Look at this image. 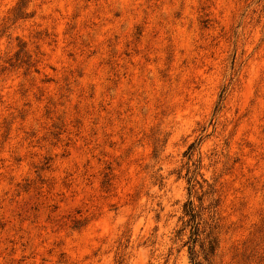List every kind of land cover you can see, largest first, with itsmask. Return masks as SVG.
I'll list each match as a JSON object with an SVG mask.
<instances>
[{
  "label": "rangeland",
  "instance_id": "rangeland-1",
  "mask_svg": "<svg viewBox=\"0 0 264 264\" xmlns=\"http://www.w3.org/2000/svg\"><path fill=\"white\" fill-rule=\"evenodd\" d=\"M195 261L264 264V0H0V264Z\"/></svg>",
  "mask_w": 264,
  "mask_h": 264
},
{
  "label": "trees",
  "instance_id": "trees-1",
  "mask_svg": "<svg viewBox=\"0 0 264 264\" xmlns=\"http://www.w3.org/2000/svg\"><path fill=\"white\" fill-rule=\"evenodd\" d=\"M193 145L194 144L191 143L188 146L187 153L190 150H192ZM184 212H185V215L188 216V223L190 224V227H191L189 239L192 241H195V237L198 234V223H199L197 221L198 214L194 211L190 202L185 205ZM208 250L210 252H213L215 250V243L213 241H210ZM193 264H201V263L195 261Z\"/></svg>",
  "mask_w": 264,
  "mask_h": 264
}]
</instances>
